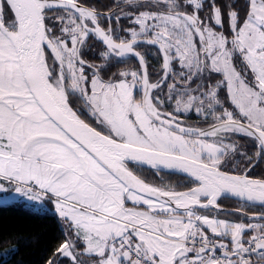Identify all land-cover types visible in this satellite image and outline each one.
I'll return each mask as SVG.
<instances>
[{
    "label": "snow or ice",
    "instance_id": "obj_1",
    "mask_svg": "<svg viewBox=\"0 0 264 264\" xmlns=\"http://www.w3.org/2000/svg\"><path fill=\"white\" fill-rule=\"evenodd\" d=\"M261 160L264 0H0V194L59 219L45 264H264Z\"/></svg>",
    "mask_w": 264,
    "mask_h": 264
},
{
    "label": "trees",
    "instance_id": "obj_2",
    "mask_svg": "<svg viewBox=\"0 0 264 264\" xmlns=\"http://www.w3.org/2000/svg\"><path fill=\"white\" fill-rule=\"evenodd\" d=\"M94 3L98 8H104L112 0H85ZM223 3L224 0H218ZM91 40L89 43H94ZM97 50L100 45L96 44ZM147 48L148 46H141ZM93 53L86 51V58H92ZM149 59L155 62L151 52ZM241 147L253 155V146L247 138L239 137ZM243 165H241V168ZM249 176H264V160L256 163ZM172 183H179L181 176H168ZM221 203L227 209L239 207L232 199H222ZM238 217L234 216L233 219ZM63 239L61 223L51 211H35L13 203H0V264H45L53 248Z\"/></svg>",
    "mask_w": 264,
    "mask_h": 264
},
{
    "label": "rangeland",
    "instance_id": "obj_3",
    "mask_svg": "<svg viewBox=\"0 0 264 264\" xmlns=\"http://www.w3.org/2000/svg\"><path fill=\"white\" fill-rule=\"evenodd\" d=\"M0 196L4 197V202H0V203H5V202L13 203L16 205H21V206L26 207V208H30V209L35 210V211H39L38 210L39 206L31 204V203L27 202L26 200L20 199L18 197H14L10 194H0ZM46 211L53 212L50 207H48ZM40 212H42V211H40Z\"/></svg>",
    "mask_w": 264,
    "mask_h": 264
},
{
    "label": "water",
    "instance_id": "obj_4",
    "mask_svg": "<svg viewBox=\"0 0 264 264\" xmlns=\"http://www.w3.org/2000/svg\"><path fill=\"white\" fill-rule=\"evenodd\" d=\"M176 175L181 176L180 174H176ZM228 199H232V200L236 201L234 198H228Z\"/></svg>",
    "mask_w": 264,
    "mask_h": 264
}]
</instances>
